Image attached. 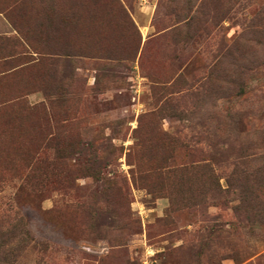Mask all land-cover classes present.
I'll return each instance as SVG.
<instances>
[{
    "label": "rangeland",
    "instance_id": "obj_1",
    "mask_svg": "<svg viewBox=\"0 0 264 264\" xmlns=\"http://www.w3.org/2000/svg\"><path fill=\"white\" fill-rule=\"evenodd\" d=\"M0 264H264V0H0Z\"/></svg>",
    "mask_w": 264,
    "mask_h": 264
}]
</instances>
